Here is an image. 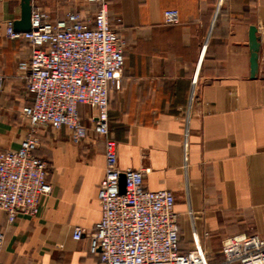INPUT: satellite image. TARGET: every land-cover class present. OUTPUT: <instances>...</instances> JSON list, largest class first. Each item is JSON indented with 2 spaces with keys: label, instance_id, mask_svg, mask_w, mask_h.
Returning <instances> with one entry per match:
<instances>
[{
  "label": "crops",
  "instance_id": "0c3cea01",
  "mask_svg": "<svg viewBox=\"0 0 264 264\" xmlns=\"http://www.w3.org/2000/svg\"><path fill=\"white\" fill-rule=\"evenodd\" d=\"M123 41L119 88L110 89L108 138L117 165L143 171L149 190L169 189L179 214L180 250L201 247L209 264L224 263L222 241L236 234L264 238V0H107ZM52 22L69 11L92 15L86 0H32ZM178 10L165 24L163 12ZM20 18V0H0V151L15 150L29 131L21 109L30 105L18 62L30 56L7 25ZM259 37L258 68L250 76L249 27ZM78 113L87 136L74 142L66 128L36 129L33 153L48 164L49 195L35 215L14 222L0 211L2 264H99L89 238L100 219L98 183L104 137L93 111ZM75 227L84 234L74 239Z\"/></svg>",
  "mask_w": 264,
  "mask_h": 264
},
{
  "label": "built area",
  "instance_id": "2783aa9c",
  "mask_svg": "<svg viewBox=\"0 0 264 264\" xmlns=\"http://www.w3.org/2000/svg\"><path fill=\"white\" fill-rule=\"evenodd\" d=\"M86 1L96 7L87 18L69 11L52 22L35 7L29 31H16L11 22L6 27L8 37L30 45V56L18 62V69L33 100L21 109L29 123L26 137L17 149L0 151V211L10 223L19 213L38 212L40 198L51 193L52 185L46 160L33 153L41 144L36 129L64 127L79 143L87 127L78 107L87 105L93 111L94 131L105 139L104 175L97 187L100 219L89 238V249L100 252L99 264H209L201 247L180 250L173 192L146 189L142 170L117 165L116 143L108 138V100L110 89L120 86L123 41L110 21L107 0ZM163 19L165 24L178 23V10H164ZM83 234L75 227L74 239ZM3 241L0 230V250ZM220 252L224 263L264 264V238L256 233L232 235L222 241Z\"/></svg>",
  "mask_w": 264,
  "mask_h": 264
},
{
  "label": "water",
  "instance_id": "95a60500",
  "mask_svg": "<svg viewBox=\"0 0 264 264\" xmlns=\"http://www.w3.org/2000/svg\"><path fill=\"white\" fill-rule=\"evenodd\" d=\"M32 0H20V18L13 22V28L16 31L30 30V16L32 11ZM257 28L254 25L249 27L248 41L250 50V76L254 77L258 68V52H259V37L257 35ZM120 191H124V177H120Z\"/></svg>",
  "mask_w": 264,
  "mask_h": 264
}]
</instances>
